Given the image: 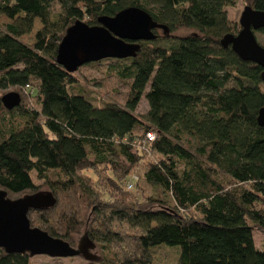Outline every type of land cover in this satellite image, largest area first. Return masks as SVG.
<instances>
[{"label":"trees","instance_id":"obj_1","mask_svg":"<svg viewBox=\"0 0 264 264\" xmlns=\"http://www.w3.org/2000/svg\"><path fill=\"white\" fill-rule=\"evenodd\" d=\"M245 1L264 10V0ZM235 2L0 0L10 19L0 26V189L53 193V206L29 212L33 226L72 245L87 236L101 264H161L162 244L181 247L174 264H264L254 236L264 233V68L222 43L241 29L226 9ZM130 6L163 35L141 41L135 57L89 62L130 83L124 106L99 104L77 89L58 48L77 20L97 25ZM180 29L191 32L173 35ZM12 91L22 101L8 109L2 97ZM128 181L151 192L134 198ZM32 257L0 247V264Z\"/></svg>","mask_w":264,"mask_h":264},{"label":"water","instance_id":"obj_2","mask_svg":"<svg viewBox=\"0 0 264 264\" xmlns=\"http://www.w3.org/2000/svg\"><path fill=\"white\" fill-rule=\"evenodd\" d=\"M240 25L237 34L224 36L223 45H231L242 59L264 68V45L256 36V31L264 29V10L247 5L242 12ZM159 28L164 27L147 10L138 6L127 7L114 16H100L97 25L77 20L67 29L59 45L57 61L69 73H73L89 62L135 57L141 49L140 42L156 39L158 34L155 30ZM262 79L264 82V71ZM2 100L8 109H13L21 104L22 96L12 91L5 94ZM258 120L264 126V107L260 110ZM55 201L51 191L12 198L6 190L0 189V247L9 253L54 258L83 256L89 261H99L100 256L95 252L97 244L87 236H82L75 246L32 225L29 212L32 209L50 208Z\"/></svg>","mask_w":264,"mask_h":264},{"label":"rangeland","instance_id":"obj_3","mask_svg":"<svg viewBox=\"0 0 264 264\" xmlns=\"http://www.w3.org/2000/svg\"><path fill=\"white\" fill-rule=\"evenodd\" d=\"M245 0H236L235 4L228 6L227 12L230 20L238 22L240 24V18L242 12L247 6ZM10 21V19L0 14V26L4 27L5 23ZM41 27L40 20H36V25L32 32L23 35L22 39L27 43H34L35 35L37 30ZM158 34L163 35V30H155ZM191 31L188 29H180L173 33V35H186ZM256 36L258 41L264 45V33L261 31H256ZM75 76L77 78V89L88 93L97 103L103 104L104 102H115L119 105L124 106L126 103V98L129 92V81H123L117 77V75L111 72L107 65L105 64H85L75 71ZM32 90L31 88H29ZM9 93V92H8ZM7 94V93H5ZM3 94V96L5 95ZM33 99V98H32ZM34 100V99H33ZM148 102L145 98L140 102L136 114L139 116L143 115L148 110ZM40 184V183H39ZM126 187V185H125ZM42 190H47L42 186ZM151 192L150 186L142 183L138 187L132 188V196L135 198L136 195L139 197H144ZM117 197V196H116ZM131 198V196H130ZM129 198V199H130ZM140 199V198H138ZM142 200V199H141ZM34 216H32L33 218ZM83 235L76 238L75 246L78 245ZM257 245L264 249V233L260 230H255L254 233ZM155 251V261L161 264H174L178 261V256L181 251L179 245H167L162 244L154 248ZM99 256H102V251L99 247L95 251ZM91 263L89 260L85 259L83 256L75 257H51L48 255H36L32 257V264H85ZM95 264H101L100 261L95 262Z\"/></svg>","mask_w":264,"mask_h":264},{"label":"built area","instance_id":"obj_4","mask_svg":"<svg viewBox=\"0 0 264 264\" xmlns=\"http://www.w3.org/2000/svg\"><path fill=\"white\" fill-rule=\"evenodd\" d=\"M154 139H155V134L153 132L147 133L146 140L144 141L145 142V145L148 146ZM133 177L134 178H137L136 175H133ZM128 188L129 189H132L133 188L132 181H128Z\"/></svg>","mask_w":264,"mask_h":264},{"label":"flooded vegetation","instance_id":"obj_5","mask_svg":"<svg viewBox=\"0 0 264 264\" xmlns=\"http://www.w3.org/2000/svg\"><path fill=\"white\" fill-rule=\"evenodd\" d=\"M160 29V28H159ZM159 29H157V30H159Z\"/></svg>","mask_w":264,"mask_h":264}]
</instances>
